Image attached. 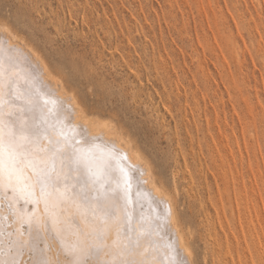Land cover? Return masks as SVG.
I'll list each match as a JSON object with an SVG mask.
<instances>
[{"label":"rangeland","instance_id":"374dc122","mask_svg":"<svg viewBox=\"0 0 264 264\" xmlns=\"http://www.w3.org/2000/svg\"><path fill=\"white\" fill-rule=\"evenodd\" d=\"M32 2L0 0V18L15 19L17 9ZM36 2L38 8L27 9L30 18L47 24L52 34L59 28L62 44L74 56L98 63L117 88L127 84L133 90L131 117L123 113L122 122L139 125L130 141L150 162L156 184L169 196L179 192L174 206L194 227L199 259L259 264L264 251L261 0H64L74 5L66 22L63 7ZM45 55L53 59L47 47ZM137 69L143 72L139 85ZM63 85L74 93L71 84ZM153 141L170 157L164 166Z\"/></svg>","mask_w":264,"mask_h":264},{"label":"snow or ice","instance_id":"6c2138e0","mask_svg":"<svg viewBox=\"0 0 264 264\" xmlns=\"http://www.w3.org/2000/svg\"><path fill=\"white\" fill-rule=\"evenodd\" d=\"M50 6L65 9V22L74 7L64 0H52ZM38 7L33 0L17 9L15 19L0 18V184L23 181L31 189L27 195L35 196L36 203L43 199L46 216L42 222L22 216L19 229L0 231V264H207L194 245V227L173 206L179 192L163 201V219L136 214L137 205L144 206L141 197L153 211L160 201L139 184L133 190L137 172L143 175L147 168L130 164L118 146L132 139L134 128L139 130L138 124L122 122L123 113L131 117L133 90L127 84L117 88L98 63L74 56L62 44L59 28L52 34L47 24L30 18L27 9ZM73 15L79 20L78 12ZM45 47L53 59L45 55ZM46 69L60 78L57 86L72 85L76 103L70 102L73 97L55 96L44 80ZM137 71L139 85L143 72ZM260 123L264 130V114ZM152 147L164 166L169 155L155 141ZM53 193L55 201L50 202L47 197ZM69 211L86 221L99 216L107 227L81 229L68 240L61 218ZM165 228L172 229L173 239L161 235ZM112 232L118 239L110 243ZM259 264H264V251Z\"/></svg>","mask_w":264,"mask_h":264},{"label":"bare ground","instance_id":"6f19581e","mask_svg":"<svg viewBox=\"0 0 264 264\" xmlns=\"http://www.w3.org/2000/svg\"><path fill=\"white\" fill-rule=\"evenodd\" d=\"M13 36L15 37L14 34ZM3 39H4V35L0 33V41H2ZM12 42L13 41H9V43ZM28 47L31 48L29 44ZM41 60L43 61L42 58ZM43 63L46 65L44 61ZM46 71L48 72V74L44 76V80L48 84V88L54 92L55 96L65 99L66 101L68 97H73V99L70 102L76 103L77 100L75 99V94L71 90H68V88L65 85H63L62 82L59 84V86H57V81L60 79L56 77L54 74H52L50 70L46 69ZM24 80L25 77L22 76L20 79V83L23 84ZM118 146L121 148L123 153H126L128 155L130 164L136 165L137 168H140L142 171L144 168H147V171H143V175H141L140 172H137L136 180L133 185V190H135L136 185L139 184L142 192L144 193L150 192L152 193L155 200L160 201L158 204H155L153 206L155 209V211H153L148 207L147 203L144 202V197H141V202L144 204V206L141 209L140 205L138 204L136 214L138 216L141 214L145 216L160 215L161 218L163 219V214L165 210V204L163 203V201L169 199L170 197L169 193L167 195L156 184L151 166L150 167L148 166V161L136 150V148L133 146L131 141H126L123 144H118ZM48 191L52 192L51 189H49ZM26 192L27 189L25 188L23 181L19 183L14 181L10 186L6 183L0 184V213L1 215L3 214L2 217L0 218V231H4L5 229L12 230L11 228H13L14 230L19 229L20 228L19 220L22 216L25 218H27L28 216H32L34 219H38L41 222L43 221V219L46 216L43 199H41L39 203H36L35 201L31 203L32 202L30 198L31 196L27 195ZM47 198L50 200V202H54L55 193H53L50 197ZM20 202H22L23 204H20ZM29 202L33 204L32 207L28 206ZM10 206L14 208L13 210L16 215L13 216V213H11L13 211L10 208ZM173 206H174V202H173ZM61 219H62L61 226L64 229L65 237L68 240H72L74 234L79 232L81 229H85V230H90L92 228L104 229L107 227L105 222L101 220L99 216L96 217L95 219H89L86 221L83 217L77 216L74 218L73 213L71 211L66 212ZM173 226H175V220H173ZM25 229H27V225H25ZM110 235H111V239L109 241L110 243L118 239L115 232H112ZM161 235L164 237L165 240H168V239H173L175 234L171 228H165L164 231L161 233ZM25 239H27V235H25Z\"/></svg>","mask_w":264,"mask_h":264}]
</instances>
